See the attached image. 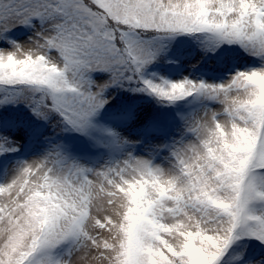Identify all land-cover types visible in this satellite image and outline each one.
Returning <instances> with one entry per match:
<instances>
[{
  "label": "snow or ice",
  "instance_id": "obj_1",
  "mask_svg": "<svg viewBox=\"0 0 264 264\" xmlns=\"http://www.w3.org/2000/svg\"><path fill=\"white\" fill-rule=\"evenodd\" d=\"M0 264H264V0H0Z\"/></svg>",
  "mask_w": 264,
  "mask_h": 264
}]
</instances>
